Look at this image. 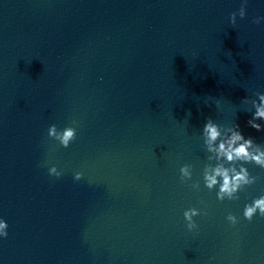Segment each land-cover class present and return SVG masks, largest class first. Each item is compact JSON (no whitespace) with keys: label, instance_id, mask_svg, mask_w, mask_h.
<instances>
[{"label":"clouds","instance_id":"1","mask_svg":"<svg viewBox=\"0 0 264 264\" xmlns=\"http://www.w3.org/2000/svg\"><path fill=\"white\" fill-rule=\"evenodd\" d=\"M248 0H242L238 12H233L229 16V22L236 25L237 15L241 19L246 16V6ZM264 17H258L253 22L260 23ZM255 98H244L242 102L250 105L252 116L247 121L248 126L256 131H264V93H254ZM190 116L191 113L189 112ZM77 122L73 121L72 125ZM48 137L55 140L65 149L69 148L72 142L77 139V126H67L59 130L55 124L48 128ZM201 137L203 140L204 150L207 155V163L202 170L204 186L209 190H216V198L220 202L225 200L234 201L239 199L238 193L243 191L257 182V176L250 174L247 164L264 169V145L257 143L252 137H245L240 131L238 124L232 126H222L215 122L211 117L206 119L202 129ZM192 165L184 164L180 167L181 183H188L192 180ZM49 175L59 178L62 172L56 166L49 168ZM83 172H76L74 179L79 181L83 178ZM194 190H200L199 181H195L190 185ZM202 214L201 209L188 208L183 212L186 222V228L189 232L198 230V225L193 219ZM264 218V194L254 198L250 203L245 204L243 209V219L251 222L254 217ZM226 220L230 225L238 224L239 218L229 213ZM8 224L5 220L0 219V238H7Z\"/></svg>","mask_w":264,"mask_h":264}]
</instances>
